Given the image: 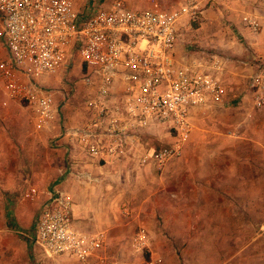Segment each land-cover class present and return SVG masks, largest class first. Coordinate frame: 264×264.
Returning <instances> with one entry per match:
<instances>
[{
    "label": "built area",
    "instance_id": "2783aa9c",
    "mask_svg": "<svg viewBox=\"0 0 264 264\" xmlns=\"http://www.w3.org/2000/svg\"><path fill=\"white\" fill-rule=\"evenodd\" d=\"M132 1L0 0V41L7 53L0 59L2 103L29 108L36 128L43 130L60 116L80 83L86 120L61 129L53 143L67 137L87 156L112 162L132 157L137 146L141 166L162 170L183 154L194 132L195 112L226 97L224 62L217 54L176 51L185 18L201 19V0H184L173 10L157 4L138 7ZM243 21L254 32L260 30L257 17L246 15ZM75 67L80 77L79 82L69 80L71 90L51 85ZM259 69L249 81L258 106L264 103V65ZM159 129L171 137L169 142L157 147L143 140ZM36 195L32 188L29 196ZM123 207L131 215L130 207ZM34 228L35 242L48 256L108 264L101 254L104 232L76 229L72 201L61 191L42 204ZM136 241L142 247L144 231Z\"/></svg>",
    "mask_w": 264,
    "mask_h": 264
},
{
    "label": "rangeland",
    "instance_id": "374dc122",
    "mask_svg": "<svg viewBox=\"0 0 264 264\" xmlns=\"http://www.w3.org/2000/svg\"><path fill=\"white\" fill-rule=\"evenodd\" d=\"M181 1L132 3L168 9ZM195 22L199 26L201 19L189 24L198 27ZM6 55L0 41V59ZM79 77L75 67L55 77L51 85L59 86L63 79L62 85L67 86L69 80L79 82ZM244 78L234 83L241 88L238 96L226 95L196 120L183 154L169 163L178 176H167L166 165L156 169L158 173L148 181L151 185L139 177L127 181L132 189L127 197L138 217L126 231L132 252L106 257L108 264H264V103L258 106L254 91L243 90ZM67 88L71 90L70 85ZM83 93L78 83L60 116L48 128L38 130L29 108L14 101L3 105L5 94L0 86V264L80 263L68 256H46L32 239L35 224L28 234L17 232L10 223L17 224L19 208L24 209L23 218L31 220L43 195L52 190L55 163L50 162L57 158L53 138L61 129L85 122ZM143 140L162 146L169 139L164 130H155ZM192 142L195 148L190 147ZM184 155L188 161L180 170L176 166ZM43 162L48 166H41ZM32 188L37 191L34 199L29 196ZM130 210L129 216L121 212L132 219ZM142 231L146 241L140 247L135 243ZM90 263L95 264H85Z\"/></svg>",
    "mask_w": 264,
    "mask_h": 264
},
{
    "label": "crops",
    "instance_id": "0c3cea01",
    "mask_svg": "<svg viewBox=\"0 0 264 264\" xmlns=\"http://www.w3.org/2000/svg\"><path fill=\"white\" fill-rule=\"evenodd\" d=\"M201 1L203 14L200 25L193 28L189 24L190 21L185 18L179 28L177 53L187 56L193 54L219 55L224 62L225 69L221 78L227 97L229 95L238 96L237 89L241 88L240 85L234 83L240 82L243 77H245V81L247 80L242 86L243 90L246 88V90L252 91L248 83L249 78L260 70L261 65H264V0ZM181 2L183 3L184 0ZM182 3L168 9H178ZM246 15L257 17L261 24L258 32H254L243 21V17ZM214 105L217 104L197 110L194 115V124L203 112ZM166 136L169 139L167 142H169L171 137L167 134ZM54 141L55 138H53ZM59 143V145L55 144L57 158L50 162L51 165L55 163V166H51L55 171L52 190L43 195L39 202V208L36 214L31 216V220L26 221L23 218L24 209L19 208L17 224L12 222L10 223L11 227L17 229V232L23 230L32 234L33 224H35L34 221H36L42 204L51 193L61 191L72 201L76 229L87 233L104 232L105 244L101 251L102 256L116 258L125 255L126 252L131 253L126 231L127 229L131 230L138 217L135 218V209L127 197L132 192L127 181L130 178L139 177L142 182L151 185L148 181L158 171L150 165L141 166L138 161L141 151H138L140 147L137 146L132 149V157H127L120 162H112L107 159L87 156L78 144L76 145L67 137L60 139ZM190 147L195 148V143L192 142ZM185 155L176 166L180 170L185 167L183 164L188 161L186 158L188 155L186 157ZM41 166L45 168L48 163L43 162ZM173 167H175L173 163L172 165L167 164L165 170L167 176L175 177L177 175V171L172 170ZM125 204L132 209L134 219L127 218L122 214L121 210ZM22 234L24 233L22 232ZM32 239L36 244V234ZM36 246L39 248L38 244ZM42 251L48 256L43 249ZM91 261L95 262L96 260L92 259ZM77 263L79 262L77 261Z\"/></svg>",
    "mask_w": 264,
    "mask_h": 264
},
{
    "label": "trees",
    "instance_id": "16d2710c",
    "mask_svg": "<svg viewBox=\"0 0 264 264\" xmlns=\"http://www.w3.org/2000/svg\"><path fill=\"white\" fill-rule=\"evenodd\" d=\"M195 25H196V26H198V23H197V22H195ZM157 147H160V145H157Z\"/></svg>",
    "mask_w": 264,
    "mask_h": 264
}]
</instances>
